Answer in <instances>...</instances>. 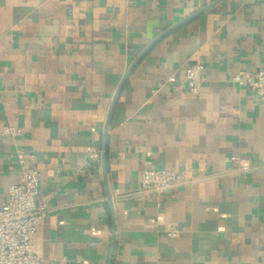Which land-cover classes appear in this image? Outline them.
Instances as JSON below:
<instances>
[{
  "label": "crops",
  "instance_id": "obj_1",
  "mask_svg": "<svg viewBox=\"0 0 264 264\" xmlns=\"http://www.w3.org/2000/svg\"><path fill=\"white\" fill-rule=\"evenodd\" d=\"M213 1L0 0V209L22 151L49 210L41 264H264V104L233 80L262 64L264 0H223L160 40L105 133L134 60ZM197 62L193 94L182 80ZM145 168L185 180L150 199Z\"/></svg>",
  "mask_w": 264,
  "mask_h": 264
},
{
  "label": "built area",
  "instance_id": "obj_2",
  "mask_svg": "<svg viewBox=\"0 0 264 264\" xmlns=\"http://www.w3.org/2000/svg\"><path fill=\"white\" fill-rule=\"evenodd\" d=\"M203 70L204 65L201 62L185 69L182 85L190 93L201 92ZM233 80L247 84L264 104V52L262 64L255 73L245 78L238 74ZM21 132L22 129L13 125H5L2 129L3 135L12 137L20 135ZM17 157L22 165V173L10 185L7 199L0 209V264H41V258L34 248V238L49 210L41 198L39 171L24 167L25 154L22 151L18 152ZM184 180V172L181 170L145 168L141 174L139 193L153 199ZM166 234L176 237L178 230L171 229Z\"/></svg>",
  "mask_w": 264,
  "mask_h": 264
},
{
  "label": "water",
  "instance_id": "obj_3",
  "mask_svg": "<svg viewBox=\"0 0 264 264\" xmlns=\"http://www.w3.org/2000/svg\"><path fill=\"white\" fill-rule=\"evenodd\" d=\"M223 0H214L212 3L202 7L201 9H199L198 11H196L195 13H193L192 15L183 18L182 20H180L179 22H177L176 24H174L172 27H170L169 29H167L164 33H162L161 35H159L153 42H151L141 53L140 55L134 60V62L132 63V65L129 67V69L126 71L116 93L115 96L113 98V101L111 103V107H110V111L107 117V121H106V126H105V133L107 135L110 123H111V119H112V115L114 112V108L116 106L117 100L129 78V76L131 75V73L133 72V70L135 69V67L139 64V62L144 58V56L160 41L162 40L164 37H166L168 34H170L172 31H174L175 29L189 23L190 21L194 20L195 18L201 16L203 13L207 12L208 10H210L212 7L216 6L217 4H219L220 2H222ZM106 147V146H105ZM102 167H103V172H104V176H105V181L106 180V176H107V161H106V153L104 152L103 154V160H102ZM108 192V199L109 204H110V209H111V214L113 215V205L111 202V193L109 190H107ZM115 239V229H113L112 231V242H114Z\"/></svg>",
  "mask_w": 264,
  "mask_h": 264
}]
</instances>
